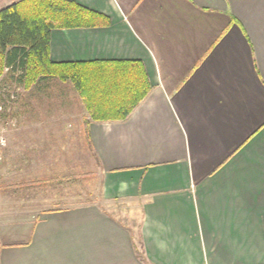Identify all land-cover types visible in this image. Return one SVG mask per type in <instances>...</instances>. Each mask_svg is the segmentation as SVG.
I'll return each instance as SVG.
<instances>
[{"label":"crops","instance_id":"1","mask_svg":"<svg viewBox=\"0 0 264 264\" xmlns=\"http://www.w3.org/2000/svg\"><path fill=\"white\" fill-rule=\"evenodd\" d=\"M70 1L107 25L52 30L51 61H140L151 91L89 126L103 203L42 210L0 264H264V0Z\"/></svg>","mask_w":264,"mask_h":264},{"label":"rangeland","instance_id":"2","mask_svg":"<svg viewBox=\"0 0 264 264\" xmlns=\"http://www.w3.org/2000/svg\"><path fill=\"white\" fill-rule=\"evenodd\" d=\"M8 2L0 0V9ZM20 75L4 67L0 76V137L6 139L0 162V246L24 240L44 209L104 201L99 164L82 124L77 118L61 121L68 113L89 117L72 83L50 79L26 89ZM19 143L25 146L18 149ZM44 178L57 180L34 183ZM113 208L126 224L139 228L140 215L132 205L118 202Z\"/></svg>","mask_w":264,"mask_h":264},{"label":"trees","instance_id":"3","mask_svg":"<svg viewBox=\"0 0 264 264\" xmlns=\"http://www.w3.org/2000/svg\"><path fill=\"white\" fill-rule=\"evenodd\" d=\"M106 25L105 16L70 0H20L0 10V76L4 67L20 72L26 89L50 79L71 82L89 116L82 133L91 146V122L125 120L149 94L151 83L140 61L53 62L50 37L54 29ZM137 254L151 264L141 251Z\"/></svg>","mask_w":264,"mask_h":264},{"label":"built area","instance_id":"4","mask_svg":"<svg viewBox=\"0 0 264 264\" xmlns=\"http://www.w3.org/2000/svg\"><path fill=\"white\" fill-rule=\"evenodd\" d=\"M5 146H6V139L4 137H0V162H2L4 159L3 150H4Z\"/></svg>","mask_w":264,"mask_h":264}]
</instances>
